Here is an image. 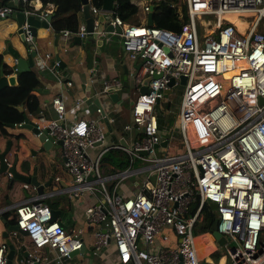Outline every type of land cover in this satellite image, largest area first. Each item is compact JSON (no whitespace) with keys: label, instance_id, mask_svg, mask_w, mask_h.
<instances>
[{"label":"built area","instance_id":"obj_1","mask_svg":"<svg viewBox=\"0 0 264 264\" xmlns=\"http://www.w3.org/2000/svg\"><path fill=\"white\" fill-rule=\"evenodd\" d=\"M134 1L142 16L140 24L125 23L86 0L90 14H109L104 21L111 28L105 29L104 21L92 17L90 31L83 22L75 31L60 30L62 35L80 38L90 34L100 43L115 34L125 59L137 64L125 73L132 89L122 93L129 121L116 142L103 144L104 130L95 119L68 121L60 95L50 100L54 117L38 113L31 121L45 140L60 142L62 165L70 176L60 191L95 197L83 209L91 253L110 244L116 264H199L198 252L209 246L206 252L220 249L229 264H264V31L258 28L264 21V0H180L186 20L178 30L145 25L149 0ZM21 2L16 10L24 16L43 18L52 11L34 7L31 0ZM11 12L7 3L0 5V18ZM228 14L244 18V27L240 30L233 21L224 20ZM202 15L212 16L208 31H203ZM19 28L22 41L33 44L25 20ZM38 64L46 66L44 59ZM57 66L58 60H53L46 67ZM180 76L184 83L177 134H161L166 123L159 128L158 114L164 115L160 101ZM145 77L146 91L141 93ZM117 86L122 88L121 79L102 77L97 94L108 96L118 92L120 88L110 90ZM81 103L82 97H77L71 107ZM111 110L107 103L95 108L107 123L115 121L108 114ZM163 139L165 144L160 145ZM102 144L94 157L87 153L88 147ZM107 148L126 157L125 164L112 172L100 170V157ZM134 159L140 161L138 167H132ZM129 175L136 176L131 185L135 191L122 194L119 185ZM206 218L215 221L216 231L224 237L221 245L210 226L201 228ZM13 224L25 231L30 243L18 264H63L74 256L71 252L82 253V228L66 230L51 220L49 206L39 197L13 207ZM193 229L200 232L193 234ZM16 232L11 230L10 235ZM44 247L52 253L49 258L40 253ZM5 253L6 244L0 242V264H5Z\"/></svg>","mask_w":264,"mask_h":264},{"label":"crops","instance_id":"obj_2","mask_svg":"<svg viewBox=\"0 0 264 264\" xmlns=\"http://www.w3.org/2000/svg\"><path fill=\"white\" fill-rule=\"evenodd\" d=\"M31 3L34 7L40 5L41 10H53L50 3L42 4L41 1L38 3L33 0ZM139 14H137V19L141 20L142 16ZM89 15L102 21L109 16V14L92 15L90 13ZM77 17L78 23H84L81 9L77 13ZM229 18L225 19L229 20ZM17 29L15 19L0 18V70L5 75L15 71V58L9 53L7 45L24 59L29 51ZM54 33H57L56 38ZM76 37L78 36H66L62 35L60 31H52L49 23L48 27H37L32 41L35 47V55L32 56L33 65L26 71L16 73L14 85L6 86L0 90V104L10 110L13 116L18 117L14 123L23 121L25 118L32 121L38 113L47 118L54 117L55 113L50 105V100L53 96L60 95L65 104L68 121L76 118L95 119L102 125L104 134H106L103 144L114 143L120 138L122 125L129 121L127 100L122 99L120 91L123 89L124 92L131 93L132 89L123 70L125 67L127 71L136 64L125 59L119 39L115 34H109V39L102 43L90 34L83 38L78 37L79 40ZM44 53L48 54L46 58ZM39 59H44L46 66H49L53 60H58V66L53 69L46 66L40 67ZM124 75L126 85L116 92L117 98L110 99L107 95L104 98L98 97L97 91L102 77L114 76L123 82ZM64 81H70V85H65ZM83 82L86 83L85 86H82ZM77 97H82V103L80 107L72 108V103ZM102 103H107L113 108L108 114L114 116L115 121L107 123L108 128L104 117L99 116L95 111L97 105ZM6 141L10 142L7 153L9 160L13 155L17 156L15 169L19 173L28 175H31L34 169L37 182L44 185L41 192H36L34 186L29 183L23 187L20 181H15L8 186V175L0 174V242H4L5 238L1 234L6 231L7 238L13 245L11 264H18L25 256L26 251L30 249V243L22 233L16 232L14 235H10L11 230H8L6 226L13 223V207L35 197H39L41 201L47 203L50 209L56 211L54 219L64 229L82 228L81 236L84 238V248L81 250V255L74 254L71 258L65 259L63 264H74L78 261L82 264H116V255L110 244L101 247L95 254L91 253V233L83 222V209L92 204L95 197L89 194L72 196L60 191L70 180V176L62 165L60 145L51 143L47 150L35 151L34 154H31V150H37L40 146L39 139L32 129L13 123L0 125V150L5 147ZM103 144L88 147L87 153L94 157ZM21 159L27 160V169L25 170L17 164ZM108 167V165L103 166L102 171L112 172L121 166L110 167L112 170L106 171ZM55 178L57 179L55 180ZM132 183L133 181L129 184L121 181L120 193L128 195L134 192L135 188H131ZM196 239L198 242L201 241L200 237ZM215 251L219 253L217 260L210 257V254ZM203 252H206L204 248L198 252L199 264H218L221 258H223L222 264H229L218 248L211 252ZM40 253L47 255L48 258L52 254L46 247L40 249ZM88 256L91 259L90 262ZM48 264L55 263L51 261Z\"/></svg>","mask_w":264,"mask_h":264},{"label":"water","instance_id":"obj_3","mask_svg":"<svg viewBox=\"0 0 264 264\" xmlns=\"http://www.w3.org/2000/svg\"><path fill=\"white\" fill-rule=\"evenodd\" d=\"M17 0H8L7 1V5H9L12 9L13 12L6 14V17H11L13 19H15L16 21V25L18 27L17 32L19 33L20 38L22 39V34L19 28V25L25 20V22L28 24L29 26V30L32 36V41L34 40L35 37V30L37 27H48V23L50 21V18L52 16V13H48L46 14L43 18H40L38 16L35 15H26L24 16L22 12L17 11V5H16ZM81 2V11L83 14V18H84V25H85V29L87 31L91 30V25H92V17L89 15L88 12V8H87V4H86V0H80ZM101 9L102 10H106V11H111L112 7H113V0H101ZM151 10H152V5H149L148 11L146 12L145 15V25L150 26L151 25ZM104 24V28L109 30L111 28V26L105 25L106 21L103 22ZM114 29L116 31H118V27L115 26ZM57 33H54V37L56 38ZM78 40L79 38L76 37ZM24 43V42H23ZM25 44V43H24ZM27 45L28 48V53L26 58H22L20 56H18L17 52L13 49H11L8 45H7V49L9 51V53L15 58L14 63H15V71L9 75H5L2 73V71L0 70V90L3 89L6 86H10V85H14L15 84V77H16V73L17 72H21V71H26L28 70L30 67H32L33 65V60H32V56L35 55V47L33 44H25ZM55 57L57 58V55H55ZM137 66V64H136ZM125 67L123 72H125ZM148 80V77H145L143 79V86H141L139 88V92L143 93L146 91V82ZM179 83L183 84L184 83V77L180 76L179 78ZM172 84V80L169 79L167 82V85L170 86ZM126 85V80H125V75L123 76V82H122V86ZM120 87H112L110 90L111 91H115L118 90ZM169 91V88H166L164 91V96L167 95V92ZM110 97V99L113 98H117L116 92L110 93L108 95ZM25 122H23L21 125L23 127H28L30 129H32L33 133L37 136V138L39 139L40 142V146L38 147L37 150H31V154H34L35 151H45L47 150L50 146H51V142L49 140H45V136L43 133L37 134V131L32 127V123L31 121H28L27 119H24ZM104 122L108 128V124L106 122V119L104 118ZM57 144L60 145V142H56ZM160 145H164L165 144V139H163L160 143ZM9 145L10 142L6 141L5 147L0 150V174L5 173L8 175V186L12 185L15 181H20V182H24V183H29L31 185L34 186L36 192H41L42 188H43V184H39L35 178V171L34 169L31 172V175L28 174H23V173H19L16 169H15V165H16V161H17V156L13 155L12 158L9 160V158L7 157V153L9 151ZM143 153V152H142ZM27 160L26 159H21L19 160V167L21 169H27ZM211 206H213V203H211ZM51 212V220L54 219V214L56 213L55 210L50 209ZM6 228L8 230H16L19 233L25 234V231L17 229L15 224H11V225H7ZM210 231L212 236L214 237V239L216 240L218 245H221L224 242V237L216 231L215 229V221L213 220L210 224ZM2 237H4V242L6 244L7 247V251L5 253V264H11V258H12V254H13V245L10 242V240L7 238V232L4 231L1 234ZM83 246H82V250H83ZM80 251V250H79ZM76 251H73L70 253V255L72 256L73 254H75ZM88 260L89 262L91 261L90 257L88 256Z\"/></svg>","mask_w":264,"mask_h":264},{"label":"trees","instance_id":"obj_4","mask_svg":"<svg viewBox=\"0 0 264 264\" xmlns=\"http://www.w3.org/2000/svg\"><path fill=\"white\" fill-rule=\"evenodd\" d=\"M8 0H0V5L6 4ZM42 4L50 3L53 6L52 16L49 21L50 28L54 32H59L60 30L66 29L69 31H75L78 24L77 13L80 11L81 2L80 0H40ZM176 0H149L148 4L152 5L151 10V26L156 28H165L169 30H178L182 22L186 20V14L183 9L181 17H178L171 3H175ZM90 3L96 7L101 5V0H90ZM22 7V2L19 0L17 2V8ZM138 8L134 0H113V7L111 10V15L117 16L125 23L130 24H140L137 19ZM202 20V19H201ZM18 120V117L13 116L10 110L5 109L4 106L0 104V125L2 124H12ZM158 125L159 128L162 126V117L158 114ZM115 150L117 153H122L121 151L108 148L106 152ZM123 154V153H122ZM125 156V155H124ZM126 158V157H125ZM100 165L109 166L106 171L112 170L110 167H114L110 157L101 154ZM125 161H117L118 166H123ZM212 220L206 218L201 225L203 230H206ZM219 253L217 251L210 254L213 260H217Z\"/></svg>","mask_w":264,"mask_h":264},{"label":"rangeland","instance_id":"obj_5","mask_svg":"<svg viewBox=\"0 0 264 264\" xmlns=\"http://www.w3.org/2000/svg\"><path fill=\"white\" fill-rule=\"evenodd\" d=\"M171 6L174 9L175 14H178V16L181 17V14L183 12V7L181 6L180 0H176L175 3H171ZM139 15L141 16V14H139ZM210 18H212L211 15H202L201 23H202L203 31H208L211 29L212 19H210ZM238 19L240 22H238ZM242 19H244V18L235 17V21H234L235 25L240 30L245 25V23L241 22V21H243ZM140 22H141V20H139V23ZM258 28H260V30L264 31V21H262L259 24ZM196 29H197V34L199 35L201 32V29L198 25H197ZM182 86L183 85L180 83L171 86L170 90L167 92L165 99L160 101V108L163 109V111H164V115L161 116L162 120H163L161 127L164 126L163 123L164 124L166 123V125L163 128H161V132H160L161 134H163L164 132H167V133L172 132L174 134H177V131L174 128L176 125V120H177L178 112H179L178 103H179L180 95L182 92ZM123 92H124V90L121 89L120 95H122ZM104 96H105L104 94L98 95L99 98H104ZM166 101H168V102H166ZM105 136H106V134H105ZM107 149H105L103 151V155L105 154V155L109 156L110 161H112V164L114 166H117V161H123V162L125 161L126 158H125L124 154L117 153V152H115V150H111V151L106 152ZM155 153L160 154L161 150L158 149L157 147H155ZM139 164H140V161L138 159H134L132 162V167H138ZM100 170L101 171L103 170L101 165H100ZM135 178H136L135 175H129L126 179L123 180V183L129 184L131 181H134ZM192 232H193V234H196V233L200 232V230L193 229ZM24 238L27 239L26 235H24ZM100 248L97 251H99ZM210 248H211V246H209L205 250H208ZM203 253H205V252H203ZM212 262H214V261H212ZM201 264H203V263H201ZM207 264H209V263H207Z\"/></svg>","mask_w":264,"mask_h":264},{"label":"bare ground","instance_id":"obj_6","mask_svg":"<svg viewBox=\"0 0 264 264\" xmlns=\"http://www.w3.org/2000/svg\"><path fill=\"white\" fill-rule=\"evenodd\" d=\"M223 16H224V18H223L224 20H226L225 18L230 17L229 20H231V21H233V22L235 21V17H238V16L235 15V14H228V15H223ZM239 18H240V17H239ZM210 19H211V18H210ZM238 22H240L239 19H238ZM241 22L244 23L245 20H243V21H241ZM261 35L264 36V33H262ZM222 260H223V258L220 259V261H219L218 264H222Z\"/></svg>","mask_w":264,"mask_h":264}]
</instances>
